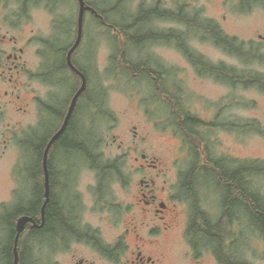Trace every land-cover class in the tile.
Instances as JSON below:
<instances>
[{"label": "rangeland", "instance_id": "374dc122", "mask_svg": "<svg viewBox=\"0 0 264 264\" xmlns=\"http://www.w3.org/2000/svg\"><path fill=\"white\" fill-rule=\"evenodd\" d=\"M90 1L107 12H110L109 8L112 6L114 10L109 17L118 22L120 20L117 18H121L122 11L126 12L127 4L130 11L127 13L132 14L131 18L138 15V6L141 5L151 8L157 6L181 14L182 19L188 22L157 17L151 23L143 22V26H147L144 33L153 31L168 35L174 30L187 40L186 43L193 53L202 56L211 64L224 62L240 69H258L264 72L263 63L243 64L216 47L208 37L204 38V31L198 28L199 20L214 19L226 34L244 42L247 49L264 53V7L254 6L253 0H243V4L241 0H124L117 8L118 0ZM19 8L20 0H0V32L7 37L16 36L18 45L26 49L25 59L32 61L35 71L38 66L41 70L43 40L53 35L47 1L32 0L28 5L30 11L27 18L20 22L17 14ZM242 8L250 9L245 11ZM90 22L89 28L85 30L86 41L83 47L87 57H78L79 62L88 68L94 87L93 93L90 90L89 101L83 106V110L87 111L86 116L84 115L87 121L86 135L97 142L98 151L102 154V161L100 159L99 163L113 165V171L109 170L104 183L102 179L105 189H108V196L98 205L93 197L99 183V174L98 170L91 167L93 163L90 160L86 162L87 158L83 154L69 163L68 154L58 151V168L63 170L66 179H69L72 172L74 190L83 201L82 206L78 207V213L82 212V223L93 227L104 225L108 232L118 226L120 233H124L126 210L116 202L117 199L126 197L125 185L128 182L140 185L142 174L139 170L140 161H136V156L141 153L156 160L158 168L152 169L151 174L156 177L158 185H180V176L183 177L181 185H194L195 190L189 195L190 225L193 218L198 219L202 215L197 199H202L203 210L212 220L213 217L218 218L225 190L223 186L216 185L213 168L194 173V166H191L193 152L190 149H196L203 155L206 150L212 158L213 155L223 158L225 168L232 166L231 161L233 164L254 160L264 162V134L224 127L230 123L256 122L264 131V92L255 88H232L216 81L209 74H201L188 56L177 48L176 40L173 43L161 42L159 38L144 40L140 42L143 45L138 46L135 42H126L125 37L121 38L112 27L96 28L92 20ZM0 48L12 51L13 44H0ZM131 63L140 67V77L136 80L135 75L125 72L130 71ZM149 64L166 73L163 82L165 90L168 91L167 95L170 92L179 97L187 113L199 119L203 127L204 124L210 125V128L200 129L207 145L196 139L189 140L173 124L168 97H164L153 87L149 78L151 67L146 66ZM35 71L30 73L29 78H24L26 89L21 91L22 97L29 92V96L35 94L41 99H47L50 86L40 77L34 78ZM7 80L8 77L3 78L0 68V214L4 207L11 206L20 199L23 201L31 192L25 189V185H20L15 170L21 159L19 140L37 127L38 120L35 101H30V105L24 108H21L22 100L17 103L10 102L5 91L12 93L13 86ZM28 101L23 102L28 104ZM202 159L201 157L200 160ZM204 160L200 166L206 164ZM77 161H82L78 169ZM29 164L34 169L35 159ZM198 175L202 176L197 178ZM259 180L261 185L257 186L264 192V178ZM65 198L63 195L62 203ZM102 216L105 217L104 220ZM247 218L245 216L244 224L234 223L229 229L232 235L231 254L251 264H264V237L250 229ZM185 226L184 215L179 216L172 231L158 238L162 244L156 256L163 257L161 264H183L184 255L189 251L188 240L181 231ZM56 228L59 234L64 233L62 227ZM144 233L146 235L145 231ZM1 234L2 239L7 240L11 233L9 229L4 232L0 230V239ZM150 239L156 240L152 236ZM51 241L45 237L37 243L39 249L33 253V257L40 264H75L73 254L77 255V259L85 257L97 260L94 251L86 244L63 240L64 244L57 241L53 245ZM207 244L211 246L213 242L207 240ZM53 246L63 249L52 253ZM145 253L155 254V250L146 248ZM213 264H222L214 251Z\"/></svg>", "mask_w": 264, "mask_h": 264}, {"label": "trees", "instance_id": "16d2710c", "mask_svg": "<svg viewBox=\"0 0 264 264\" xmlns=\"http://www.w3.org/2000/svg\"><path fill=\"white\" fill-rule=\"evenodd\" d=\"M42 1L50 2V0ZM253 2L254 6L264 7V0H253ZM249 9L250 8H242V10L245 11ZM105 14L106 17L112 21L109 17L112 12H106ZM115 16L118 15L116 14ZM157 17L180 22L186 21L182 19L181 14L174 13L173 11H166L165 9H160L155 6L150 8L148 11L138 13L136 19L134 20L135 24H133L131 28L123 29L122 34L124 35L125 39H128V42H135V45L138 46H142L143 44H140V42H143L144 40L149 41L159 38V40L161 39V42L170 41V43H173V41L176 40L175 42L177 48L181 50V52L186 56H188V58L193 62L201 74H209L216 81L226 84L232 88H255L260 92H264L263 71L247 68L240 69L235 65H227L224 62H213V64H211L207 62L202 56L193 53L186 43L187 40L180 34L175 33L174 30L168 35L165 33H154L153 31L144 33L147 26L144 27L143 22L149 21V23H151ZM196 18H198V16ZM198 28L204 31V38L208 37L216 47L222 49L228 55L235 57L243 64H264V53H259L253 49H247L244 42L240 41L235 36L226 34L216 20L213 19L212 21L209 19H201L199 20ZM43 41V79L46 82H51L53 77L51 74L53 50L55 46H57L59 49L58 53H64V51H67L66 44L68 43L59 39L58 43L55 45L54 35ZM79 55H83L82 51H79L78 57ZM59 62L63 64L64 60L59 58ZM131 65L130 71L128 72L125 70V72L127 74L131 73L132 75H135L134 79L136 80L140 77V67H135L133 63H131ZM146 66L151 67V72L149 73L150 77L148 75L147 76L151 79L153 87L156 90L158 89L159 93H162L164 97H168L170 111L173 116L172 122L174 125H176L179 132H181L189 140L196 139L199 142L207 145V140L201 135L200 129L204 127L210 128V125L204 124L203 127V124L199 119L194 118L189 113H187L183 107L184 105L182 100H180L179 97L174 96L170 92L167 95L168 91L165 90V83L163 82L164 72H162V70L159 71V69H156L150 64ZM89 86V92L92 90L91 92L93 93L94 87H92L91 79ZM52 122L51 119L45 117L43 122L44 127L48 129ZM224 127L228 128L229 130L236 129L244 132L249 131L264 134V131L256 122L241 124L230 123ZM214 128L215 127L213 125V129ZM62 135V137H59L54 142L55 144L52 145L49 152L48 164L50 172L51 194L50 200L45 207V224L41 231L33 228L30 229L27 225L18 242L20 250L21 248H24V264L26 263L25 259L27 258L26 253L32 246H34V241L47 237L52 240L51 244L53 245L54 243H58L57 241H60L59 243H63L62 241L65 240L66 242L69 222L63 216L64 206L59 202L54 190L57 187L58 189L61 188V190L64 191L67 185H74V176L71 172L69 179H66L63 170L58 168L56 163L58 151L62 150L68 154L69 157L67 158H69V163L70 160H73V158L79 157L77 152H81L82 150L85 151V154L83 155L87 158L86 162L90 160L91 164L93 163L91 167L98 170L99 185H103L105 179H107L106 175L109 173V170L111 169L113 171V165L110 166L109 163H99L100 159L102 158V154L98 151V145L95 139H91L90 137L87 145H85V143L82 144L77 139H75L76 129L74 126L69 127V129ZM47 142L48 138L44 135L39 136V132L36 127L33 130L27 132L23 139H20L18 143L20 144L21 148V159L19 164L16 166L15 174L17 175L20 185H25V189L30 190L31 192L29 193V196L26 195V199L23 198V201L20 199V201L18 200L15 204L4 207L0 214V230L4 232L5 230L9 229L11 233L7 240L2 242V245L3 243H6L10 248L8 255V262L10 264L12 262V248L14 246V239L17 233V230L15 229V223L18 217L22 215H31L38 219L40 216L41 207L45 201L43 154ZM190 152H193L192 155L194 160H192L191 166H194V173L196 174L199 171L203 172L209 168H213V178L215 179L216 185L223 186L225 190L222 210L218 218L213 217L212 220L209 214L203 211H201L202 215L200 218H193L190 228V238L193 240V244L196 246L198 244L208 245L207 240L212 241L213 245L211 246H213V251L222 264H251L240 258H236L233 254H231L232 235L229 229L234 223L237 225L238 223L244 224V218L247 216V219H249L248 225L250 229L264 237V192L257 186L261 185V180H259V178H264V162L254 160L242 161L239 164H233V161H231L232 166L230 168H225L224 164L222 163L223 158L215 157V155H213L212 158L208 155L206 150L204 155L196 149H190ZM201 157L203 158L202 160L205 159L204 161L207 165L204 164V166H200L202 161L200 160ZM33 158L35 159L34 169L29 164ZM77 162L78 169L79 163L82 161ZM187 174L188 173H186V175ZM201 176L202 175H198L197 178ZM190 183L191 179H189V184ZM240 213L242 215H240ZM244 214L245 216H243ZM57 226L62 227L64 233L59 234L56 228Z\"/></svg>", "mask_w": 264, "mask_h": 264}, {"label": "flooded vegetation", "instance_id": "af4514ba", "mask_svg": "<svg viewBox=\"0 0 264 264\" xmlns=\"http://www.w3.org/2000/svg\"><path fill=\"white\" fill-rule=\"evenodd\" d=\"M31 1L32 0H20V8L17 12L19 22L24 21L25 18H27V15L30 11L28 5ZM102 1L104 2L106 0ZM123 1L124 0H118V4L115 8L119 7ZM128 6L129 5L127 4V7ZM47 7L51 13V25L53 35L55 36V45L58 43L59 39L65 41L68 43L66 44L67 51H64V53L60 54L58 53L59 49L57 46H55L52 54L51 74L53 77L51 82H46L43 79L42 68L39 70L38 66L35 71V65L32 64V61L25 59L26 49L24 46L18 45L17 37H7L5 34L2 35L0 32L1 45L7 46L11 45V43L13 44L12 51L0 48V68L2 71V76L3 78L8 77L7 83H10L11 87L13 86L12 93L5 91V94L10 98L11 103H17L18 101L22 100L23 106H21V108L30 105V101H35L37 103V129L39 136H46L49 142L50 139L63 126L73 98L83 83L84 75L87 79V88L80 94L74 112L63 133H65L69 127L74 126L76 129L75 139H77L82 144L85 143V145H87L90 136L88 135L87 137L86 135L87 121L85 120V116L87 111L83 110V106L86 101H89L90 76L88 73V68L83 63L80 64L78 60L79 51H82V58H84V56L87 57L84 50H82L86 41L85 30L89 28L91 23L90 20H92L94 27H112L118 34H120L121 38L124 39V35L122 34L123 29L131 28V26L135 24L134 20L136 17L131 18L132 14L127 13L130 11H128L126 4H124V8L126 7V12H121L122 16L121 18H118L120 21L112 22L106 17V10L100 8L96 5V3L90 0H85V10L82 19V40L72 55V63L78 69V71L83 74L82 75L73 69L67 57L68 51L75 43L79 33L81 0H50V2H47ZM148 8L150 9L151 7H145L141 5L138 6L137 11L138 13L145 12L149 10ZM109 10L112 12L114 9L111 6ZM127 40L128 39H125L126 42H128ZM59 58L64 60L63 64L59 62ZM33 71H35L33 75L34 78L38 79V77H40L45 84L50 86L51 91L49 92L47 99H41V97H38L35 94L29 96V92H26V95H24L25 97H22L21 91L26 89V81H24V78H29L30 73ZM3 72H7V74ZM166 76V73H163L164 82ZM17 91H19V93L16 94ZM23 101H28L29 103L26 104ZM45 117L51 119V122L53 121L48 129L44 127L43 122ZM62 134L60 137L63 136ZM77 153L78 155H81L85 154V151L82 150L81 152ZM136 161H140L139 170L142 174L140 185H132L131 182H128V185H125L126 197L119 198L116 202V204H118L120 207L124 206V209L126 210L124 212V214L127 215V219H125L126 225L124 233H120V228L118 226L115 227V224L113 225L114 230L112 232H108L109 230L107 231L105 226L101 224L97 227L90 226L89 224L84 225L81 221L82 212L78 213V207L82 206L83 201L74 190L75 183L74 185H67L65 187L67 190L64 189V191L61 190L59 187L60 185L58 186L60 189L57 187L55 188V195L58 197L60 203H62V196H66L65 201L62 203L64 206L63 216L69 222L66 239L71 241L75 240L80 244L88 245V247L93 250L94 254L97 256V260H90L85 257L77 259V255L73 254L75 264H161L163 257L156 256L160 245L162 244L158 238L172 231L174 225L178 221L179 216L182 215H184L186 220V226L184 230L182 229L181 231L182 235L184 234V236H186L189 244V251L184 255L183 264H213V246H208L206 244H198L196 246L193 244V240L190 238L191 217L189 205H191V203L189 195L194 192V185H181V179L183 178L181 176L179 183L180 185H175L174 187L172 185H158L156 182V177L151 174L152 169L158 168L156 160H152L147 156V154L141 153L140 156H136ZM157 175L159 176V174ZM107 190L105 189V185H99V183L97 184L93 197L96 204H102V200L108 196ZM196 202L200 210L207 213L203 210L202 199H197ZM138 209L140 211H138ZM104 218L105 217L102 216L103 220ZM35 220L38 225L41 224V210L39 218H35ZM27 225L30 229L33 228L37 229L38 231H41L44 226H34L32 222L28 223ZM140 231H143V233H140ZM144 231L146 232V235ZM151 236L152 238H156V240L150 239ZM40 240L41 239L34 241V246H32L26 253L27 258L25 259V264H40L39 261L37 262L33 257V253L39 249L37 243H39ZM3 241L0 242V258H3V261H0V264H10L8 262L10 248L6 243H3L2 245ZM14 247L15 239L14 246L12 248L11 264H14L15 262ZM146 248L150 250L154 249L155 254L145 253ZM18 249L20 257L19 264H24V248H21L20 250L18 246ZM60 249L63 248H58L57 246H53L51 248L52 253H57Z\"/></svg>", "mask_w": 264, "mask_h": 264}, {"label": "water", "instance_id": "95a60500", "mask_svg": "<svg viewBox=\"0 0 264 264\" xmlns=\"http://www.w3.org/2000/svg\"><path fill=\"white\" fill-rule=\"evenodd\" d=\"M84 10H85V0H81V16H80V28H79V33H78V37L75 41V43L73 44V46L69 49L68 51V61L70 63V65L73 67V69L75 71H77L78 73H81L80 71H78V69L74 66V64L72 63V55L75 52V50L78 48V46L81 43L82 40V33H83V29H82V19H83V14H84ZM82 74V73H81ZM83 75V74H82ZM87 88V79L86 77L83 75V83L80 87V89L77 91V93L75 94L72 104L70 106L69 112L66 116L65 122L63 124V126L61 127V129L50 139V141L48 142L45 150H44V154H43V169H44V175H45V201L42 205L41 208V215H42V222L40 225L37 224L35 218L31 215H22L20 217H18L17 221H16V236H15V247H14V251H15V262L14 264H19V249H18V242L20 239V236L22 234V232L25 230L26 226L28 223H33L34 226H38L41 227L45 224V207L46 204L49 202L50 200V194H51V189H50V172H49V164H48V160H49V152L50 149L52 147V145L54 144V142L60 137V135L65 131L67 124L74 112L77 100L80 96V94Z\"/></svg>", "mask_w": 264, "mask_h": 264}, {"label": "snow or ice", "instance_id": "6c2138e0", "mask_svg": "<svg viewBox=\"0 0 264 264\" xmlns=\"http://www.w3.org/2000/svg\"><path fill=\"white\" fill-rule=\"evenodd\" d=\"M241 2L243 3V0H241Z\"/></svg>", "mask_w": 264, "mask_h": 264}]
</instances>
